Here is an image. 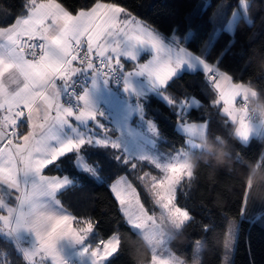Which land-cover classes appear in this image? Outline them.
<instances>
[{"label": "snow or ice", "instance_id": "obj_1", "mask_svg": "<svg viewBox=\"0 0 264 264\" xmlns=\"http://www.w3.org/2000/svg\"><path fill=\"white\" fill-rule=\"evenodd\" d=\"M237 8L239 14L233 11L232 19L228 20L224 29L229 36L234 35L237 21L247 19L250 11L249 4H245L244 0H237ZM8 15L11 20L0 24V39L5 41L0 44V74L9 69L16 70L24 83L13 94L19 98L15 107L26 109L30 129H47V135L37 137L33 131L30 136H19L23 142L16 144L13 136L18 134V125L24 122V112L0 115V128L4 129L0 131V188L7 187L9 194H19L21 185L18 176L23 172L25 178L30 175L39 178L40 187L49 190L47 194L59 195L57 190L72 185V179L69 176L45 177L42 174L45 168L57 162L63 163L62 158L71 154L75 159L78 177L82 174L93 176L97 174L96 166L88 163L82 155L86 146L120 151V145L111 136H101L93 128L87 134L83 131L92 125L98 115L90 101L87 110L78 114L70 107L59 105L60 87H67L73 82L78 84V75H83L86 81L90 80L93 84L97 76H102L106 77V83L115 81L119 85L110 90L104 99L109 116L107 123L116 126L117 131L123 124L129 136L134 135L133 129L128 126L133 114L130 111L127 116H123L122 106L124 92L132 90V77H144L146 80V88L135 91L139 98L136 111L141 119H144L145 108L158 99L172 109L178 121L177 127L191 116L192 111L202 107V101L194 95L177 98L168 92L171 82L183 67L189 70L202 69L206 87L217 95V99L210 101L213 106L219 108L223 105L222 110L229 112L236 95L232 75L220 67L230 42L213 60L207 48L205 54L198 55L184 46L175 30L166 36L122 5L101 0H94L90 7L75 12L61 0H22L19 13L12 15L9 12ZM219 35L216 33L217 38ZM142 52L150 54L146 62L140 61ZM126 61L133 62L134 71L126 72ZM80 98L78 95L77 99ZM4 108L5 105L0 103V113H3ZM53 110L55 116L52 115ZM17 116L21 119L18 120ZM70 123L73 124L70 129L72 135L63 140V128ZM149 130L157 134L159 132L152 122ZM246 135V131H241L242 137ZM49 140L56 141L58 146H52ZM116 158L120 159L119 156ZM123 162L128 163L127 157ZM129 166L133 170L137 168L135 163ZM180 168L179 165L168 167L165 175L159 179L150 173L137 178L144 182L147 177L150 181L149 190L156 203L163 202V207L167 208L175 200L176 185L181 178ZM110 188L119 201L124 217H131L143 208L136 188L127 177H119ZM3 199L4 196L0 195V200ZM4 203L7 201L4 200ZM0 211H4L3 204H0ZM11 212L8 209L9 215L0 216V220H10ZM178 213L181 210L176 207L173 215ZM183 215L187 218L186 212ZM74 220L75 217L67 215L47 219L40 217L32 226L36 232V243L30 248L18 245L16 253L24 259V264H48L49 260L51 264H61L57 241L67 238L80 244L88 240L90 235H95L93 222L85 220L82 227L74 228ZM233 233L234 227L229 230L230 238H234ZM228 247L226 243L225 248ZM120 251L119 243L112 234L107 239L97 240L96 246L87 244L83 254L89 256L91 264H112ZM228 259L225 254L223 264H228Z\"/></svg>", "mask_w": 264, "mask_h": 264}, {"label": "trees", "instance_id": "obj_2", "mask_svg": "<svg viewBox=\"0 0 264 264\" xmlns=\"http://www.w3.org/2000/svg\"><path fill=\"white\" fill-rule=\"evenodd\" d=\"M248 1L250 23L245 19L237 21L234 35L229 36L224 29L232 12L238 9L237 0H101L122 5L166 36L175 30L184 46L198 55L205 54L207 48L213 60L230 42L220 67L232 75L234 84L258 94L257 102L264 112V0ZM61 2L75 12L90 7L94 0ZM21 3L22 0H0V24L11 20L9 12L18 14ZM216 33H220L218 38ZM125 68L127 72L135 66L126 63ZM204 80L201 72L183 73L168 88L177 98L194 95L202 101V107L192 111L184 121L208 124L207 138L196 142V148H191L188 138L177 131V118L164 103L154 99L144 110L145 118L153 121L159 130L157 150L187 152L193 166L191 176L181 179L176 187L175 205L185 210L189 219L171 238L170 249L184 264H194L195 246L202 242L213 250L208 264H223L226 241L223 227L235 221L238 234L231 264H264V137L242 144L235 136L234 125L222 114V105L218 108L210 103L217 95L206 87ZM101 125L103 130H97L100 134L109 128L115 131L113 136L117 134L104 120ZM25 126L26 123L19 128L18 139ZM83 151L84 159L96 166L97 174L78 177L71 154L62 158L63 163L57 162L44 171L45 176H69L73 181L58 195V201L76 218L75 228L82 227L85 220L94 223L95 235L84 242L86 246H96L97 240L112 234L119 238L120 255L112 264H151L150 246L125 223L110 185L121 176L127 177L143 207L153 214L156 208L149 190L150 181L145 177L142 182L137 177L150 173L159 179L162 171L146 160L127 155L122 149L117 152L86 146ZM125 157L127 164L123 162ZM133 163L137 164L135 170L129 166ZM17 246L0 233V264H24V259L16 253Z\"/></svg>", "mask_w": 264, "mask_h": 264}, {"label": "crops", "instance_id": "obj_3", "mask_svg": "<svg viewBox=\"0 0 264 264\" xmlns=\"http://www.w3.org/2000/svg\"><path fill=\"white\" fill-rule=\"evenodd\" d=\"M244 3L250 4V1L244 0ZM236 11L239 14V10L237 9ZM241 15L243 16L244 13H241ZM245 20L250 23L248 16ZM3 43H5V41L0 39V44ZM144 57L145 59L141 62H146L148 59H150V54L142 52L140 54V60H142V58ZM75 63L76 62H74V64ZM126 63L133 64V62L131 61H126ZM134 70L135 68H132L127 72H132ZM196 72L202 73V69L198 67L196 70H189L185 66L180 70L177 77H179L183 73ZM82 76L83 75H78L76 79ZM23 83V79L19 76L15 69H9L8 71L0 74V103H3L5 105L4 111L3 113H0V115H11L12 113H17L18 110L24 112V116L22 117V119L25 120L26 126L22 135L30 136L33 131H35L37 137L41 135H47V129L43 131L38 128L30 129L28 124L29 115L26 112V109H23V107H15V104L19 102V98L14 96L13 94L16 93L17 90L23 86ZM131 84L132 90L124 92V104L122 106V115L127 116L130 111L132 112L133 115L132 118L128 120V126L133 129L134 135L129 136L128 131L123 127V124H121L119 131H117L116 126L112 125L117 131V134L114 136L112 134L115 131H109L110 128L106 129L103 135H100H112L113 139H115V141L120 145V149H122L127 155L137 157L139 159L146 160L149 162L151 161V163H154V165L155 163H158L161 168L162 166L160 165V163L163 161L164 158L158 154L160 153L157 150L156 146L158 135L155 131L149 130L150 122H154L148 120L147 118H145V116L144 119H141V115L136 111L137 104L139 103V98L135 95V91L140 90L142 88H146V80L144 77H132ZM67 87H60V93L58 97L59 105H61L62 95L67 89ZM233 87L236 91V95L233 97L230 110L229 112H225L222 110V114L227 118L230 123L234 125V133L236 138L242 144L247 145L254 138L264 137V116L261 115L263 111L261 109L260 104L257 102L258 94L254 90L246 86L237 85L234 83ZM115 88L116 87L113 86L111 83H106V78L97 76L94 84L89 80L88 84L83 88V91L80 90L78 92V95L82 98L77 99L76 97L75 99L78 107L76 113L78 114L80 111L87 110L89 101L92 103L98 113L95 120H93L92 125L83 129L86 134L89 132L90 128H93L96 131L100 129L103 130L101 122L104 120V122L107 123L109 120L107 105H105L104 99L107 97L109 91ZM121 91L123 92V89H121ZM21 95L23 94L21 93ZM245 100L249 101L248 107L238 106L239 102ZM252 114L255 115L257 119H250V116ZM52 115L55 116V110H53ZM17 119L19 120L21 118L17 116ZM72 126V123L66 124L64 126L63 131L61 133V138L63 140H67L68 136L72 135L70 131ZM176 129L180 134L188 138L191 148H196V142H204L206 140L208 124L206 122L183 123L179 127H177L176 125ZM0 130L4 131L3 128H0ZM241 131H246L247 135L242 137ZM73 138L75 139L76 137ZM22 142L23 141H21L20 139L15 141L16 144ZM49 143L52 146H58L56 144V141L54 140H49ZM150 153H157V157L155 158V160L148 157ZM178 154L179 153H177L176 155L178 156ZM187 154V152H183V155ZM45 170L46 168L43 170V175ZM45 177L62 178L63 176ZM18 179L21 185L20 192L18 195L9 194L7 187H5L4 189L0 188V195L4 196V199L0 200V204H3L4 206V211H0V216H8V209L12 210L10 220H0V233L4 237L14 241L19 246H22L24 248H30L36 243V232L32 226L39 220L40 217H44L45 219H47L49 217H60L65 215L71 217L73 216L64 207H62V205L58 201V195H49L47 194L49 190L42 189L40 187L41 181L39 178L32 175L25 178L23 172H21L18 176ZM68 187H70V185L66 186V188L63 190L57 191L60 194ZM4 200H6L7 203H4ZM72 226L74 227L73 222ZM115 237L118 243H120L119 238L117 236ZM85 247L87 246L84 244V242L77 244L76 242L67 238L60 239L59 241H57V250L60 253L61 264H91V262L89 261V256L87 254H83V249ZM37 259H39V257H37ZM48 264H51L50 260L48 261Z\"/></svg>", "mask_w": 264, "mask_h": 264}, {"label": "rangeland", "instance_id": "obj_4", "mask_svg": "<svg viewBox=\"0 0 264 264\" xmlns=\"http://www.w3.org/2000/svg\"><path fill=\"white\" fill-rule=\"evenodd\" d=\"M159 152L160 153L158 154L164 158L163 161L160 163L162 167L158 168L162 171L161 177L165 175V169L173 165L181 166L179 172V175L181 177L180 180L185 177L191 176L193 166L189 159L188 154L183 155V152H175V153L174 152L169 153L165 151H159ZM177 153H179L178 156L176 155ZM148 157L155 160V158L157 157V153L155 154L150 153ZM149 163L155 167L156 165H158V163L157 164L155 163L154 165V163H151V161ZM113 194L116 197L114 192ZM176 207L177 206L175 205V200L167 208L163 207V202L158 204L155 201L156 210L153 212V214L149 213L147 209L143 207L142 209H139L133 216L125 217V220L132 227V229L138 232L144 238L146 243L150 246L151 251L153 253L152 264H184L183 259L178 258L172 253L169 245L173 235L189 219L187 213H186L187 218H184L183 213H185L186 211L180 208L179 209L181 210V213L173 215V211L175 210ZM233 227H234V233H233L234 238H230L229 230L230 228ZM223 229L226 232L225 244L227 243L229 247L226 249L224 246L222 257L224 260V256L225 254H227L229 257L228 264H231L234 255L237 234H238V225L235 221H230L229 223L224 225ZM212 251L213 250L206 248L202 242H198L197 245L195 246L193 263L208 264L209 254Z\"/></svg>", "mask_w": 264, "mask_h": 264}, {"label": "built area", "instance_id": "obj_5", "mask_svg": "<svg viewBox=\"0 0 264 264\" xmlns=\"http://www.w3.org/2000/svg\"><path fill=\"white\" fill-rule=\"evenodd\" d=\"M37 43H39V42H37ZM30 58V57H29ZM101 71H103V70H101ZM102 77V76H101ZM104 78H106V77H104ZM76 81H79V83L77 84L76 82H73V84L72 85H69L68 87H67V89L65 90V92L63 93V95H62V102H61V105L62 106H65V107H70V108H72L73 109V111L74 112H76V110L78 109V107H77V104H76V97H77V95H78V92L80 91V90H82L87 84H88V81H86L85 79H84V77L82 76V77H80V78H78V79H76ZM111 84L113 85V86H115V87H119V85L115 82V81H113V82H111ZM238 106H244V107H248L249 106V101L248 100H246V101H242V102H239L238 103ZM19 112H21V111H17V113H19ZM250 119H253V120H255V119H257V117L255 116V115H251L250 116ZM23 123H20L19 125H18V134H14V136H13V138H14V140L15 141H17V139H18V135H19V128L23 125V124H25L26 122H25V120L23 119ZM14 141V142H15Z\"/></svg>", "mask_w": 264, "mask_h": 264}, {"label": "clouds", "instance_id": "obj_6", "mask_svg": "<svg viewBox=\"0 0 264 264\" xmlns=\"http://www.w3.org/2000/svg\"><path fill=\"white\" fill-rule=\"evenodd\" d=\"M261 115L264 116V112H262ZM222 155H223V154L221 153L220 156L218 157V159H219L220 157H222Z\"/></svg>", "mask_w": 264, "mask_h": 264}, {"label": "water", "instance_id": "obj_7", "mask_svg": "<svg viewBox=\"0 0 264 264\" xmlns=\"http://www.w3.org/2000/svg\"><path fill=\"white\" fill-rule=\"evenodd\" d=\"M0 131H2V130H0ZM5 135H7V133H5Z\"/></svg>", "mask_w": 264, "mask_h": 264}]
</instances>
